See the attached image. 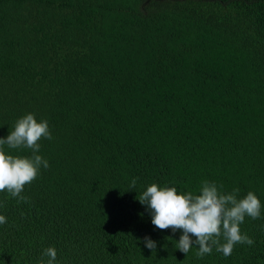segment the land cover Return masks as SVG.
I'll return each mask as SVG.
<instances>
[{"label":"trees","instance_id":"16d2710c","mask_svg":"<svg viewBox=\"0 0 264 264\" xmlns=\"http://www.w3.org/2000/svg\"><path fill=\"white\" fill-rule=\"evenodd\" d=\"M27 113L48 121L49 167L28 202L0 192V264L48 247L57 264H264V0H0V138ZM204 180L260 199L253 245L185 255L137 199Z\"/></svg>","mask_w":264,"mask_h":264},{"label":"clouds","instance_id":"9594fccd","mask_svg":"<svg viewBox=\"0 0 264 264\" xmlns=\"http://www.w3.org/2000/svg\"><path fill=\"white\" fill-rule=\"evenodd\" d=\"M41 138L51 140L52 135L46 119L35 118L33 113H27L14 121L9 134L0 138V192L7 190L17 202H28L21 195L24 186L34 181L41 167L47 169L48 161L38 153ZM9 149H28L30 156L11 155ZM133 178L130 187L136 186ZM223 185L214 181H202L198 194L187 191L178 193L175 187H163L153 183L146 187L137 198L146 205L151 215L152 224L160 229H171L173 233L182 230V235L175 245L185 255L193 246H197V258L210 255L213 248L224 257L232 254L234 246L239 244H254L247 234L241 233L240 225L245 217L259 219L262 215V204L253 191H248L239 198L240 190L222 191ZM23 215V213H21ZM7 223L6 217L0 215V225ZM264 227V226H262ZM194 238V239H193ZM145 247L155 251L156 241L145 236ZM43 256L37 264H57V251L54 247L44 249Z\"/></svg>","mask_w":264,"mask_h":264}]
</instances>
